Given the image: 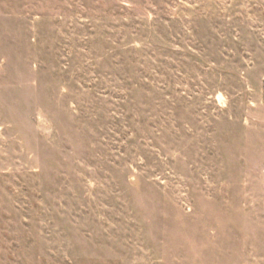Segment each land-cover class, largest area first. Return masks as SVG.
I'll use <instances>...</instances> for the list:
<instances>
[{
	"label": "rangeland",
	"instance_id": "1",
	"mask_svg": "<svg viewBox=\"0 0 264 264\" xmlns=\"http://www.w3.org/2000/svg\"><path fill=\"white\" fill-rule=\"evenodd\" d=\"M0 264H264V0H0Z\"/></svg>",
	"mask_w": 264,
	"mask_h": 264
}]
</instances>
